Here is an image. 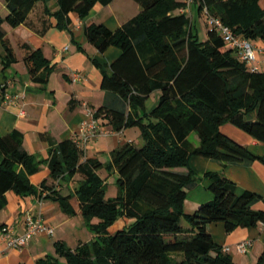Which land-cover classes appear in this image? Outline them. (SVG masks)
Returning <instances> with one entry per match:
<instances>
[{
	"label": "trees",
	"instance_id": "trees-1",
	"mask_svg": "<svg viewBox=\"0 0 264 264\" xmlns=\"http://www.w3.org/2000/svg\"><path fill=\"white\" fill-rule=\"evenodd\" d=\"M49 0H4L8 14L0 15V53L3 73L16 62L5 40L3 23L15 28L26 25L43 36L53 26L65 30L70 13L85 18L96 4L113 0H57L56 11ZM139 5L137 16L111 31L102 24L86 27L87 41L99 52L109 47L120 51L111 64V75H104L101 88L123 101V110L102 107L95 118L108 117L120 132L138 128L142 145L126 143L111 153V161L84 158L72 140L55 143L48 139L47 157L37 160L23 147V134L12 130L0 137V210L6 194L20 197L38 194L30 182L42 165L50 172L39 188L40 196L57 202L61 211L74 216L72 198L79 202L85 226L93 234L89 242L70 249L55 243V257L47 256L35 264H237L222 252L209 234L210 224H223L227 234L238 228L264 224V211L253 204L264 198L244 191L237 195L233 182L217 173L210 180L213 199L192 213L183 209L187 190L196 178L189 168L192 157L210 159L226 167L258 161L264 157L225 136L220 128L231 124L264 145V73L250 72L228 49L218 34L208 29L207 40L200 41L187 14H174L185 6L176 0H133ZM260 0H194L198 12L207 10L231 31L250 41L264 40V11ZM38 2L44 3L39 27L29 14ZM24 62L33 83L45 87L52 71L40 50L23 44ZM6 85L0 84V105ZM159 91L157 106L145 113V101ZM196 134L199 143L189 140ZM102 169L117 174V195L107 197L106 184L98 175ZM78 175L74 194L61 195L58 182ZM127 224L110 233L118 220ZM97 221L94 223V221ZM184 221L188 227L182 226ZM3 226H0V228ZM61 260L63 262L61 263ZM255 264H264V251Z\"/></svg>",
	"mask_w": 264,
	"mask_h": 264
},
{
	"label": "crops",
	"instance_id": "crops-1",
	"mask_svg": "<svg viewBox=\"0 0 264 264\" xmlns=\"http://www.w3.org/2000/svg\"><path fill=\"white\" fill-rule=\"evenodd\" d=\"M56 1L49 0L46 4L53 12L57 8ZM259 5L264 11V0H260ZM43 8L44 3L38 2L29 14L28 20L36 27H39L42 20ZM139 12V5L133 0H113L106 6L96 4L83 19L75 13H70V24L65 30L55 28L56 21L51 19L53 26L43 36L37 35L23 24L12 28L7 23H3L5 40L11 46L16 62L0 74V84L6 85L5 93L17 96V99L12 104L0 105V137L12 130H18L23 134L25 151L37 160H44L49 147L48 139L55 143L68 139L74 142L80 140L78 130L87 120V109L94 112L102 107L123 110V101L116 94L101 88L103 76L111 75V64L120 56V51L115 47H109L105 52H99L87 41L85 29L91 24H102L109 30L116 31ZM179 13L180 10L174 12V14ZM7 14L4 0H0V15L6 17ZM190 18L191 28L198 36L197 24L203 27L206 25L205 37L202 40L206 41L209 26L204 13L198 12L196 4L190 7ZM253 43L258 50L256 57L259 72L264 73V40L253 41ZM23 44L29 45L34 50H40L44 58L49 61L52 71L45 87L31 80L24 62L26 52L22 48ZM0 53H3L2 46H0ZM2 67L0 61V72ZM72 73L80 74L82 79L73 82ZM160 94L159 91H155L146 99V114L157 106ZM97 119L99 129L86 142V158L97 159L103 164H108L114 150L128 142L134 145L138 139H141L138 128H128L117 132L108 117L101 116ZM220 130L252 154L264 157V145L243 131L231 124L222 125ZM189 140L194 146L199 143L194 133L189 135ZM141 145L140 143L138 147ZM189 170L192 171L196 180L187 190L183 203V209L187 213L196 211L201 204L213 199L209 190L210 180L205 177L208 173H217L233 182L237 195L249 191L264 198V165L258 161L223 167L221 163L210 159L192 157L189 168H178L175 172L186 174ZM49 175L47 167L42 165L36 174L30 176L31 184L38 189L37 195L20 197L13 192L6 194L7 203L0 210V226H10L15 235H21L25 230L27 218L32 216L35 219L40 218L44 224L52 227L53 234H38L21 250L7 248L0 235V264H35L39 259L56 256L55 243L62 242L70 249H74L81 242L85 243L93 239V234L84 224L76 198L70 201L75 215L68 216L61 211L57 202L44 199L47 192H43L40 196L39 185L47 180ZM98 175L106 184L107 195V187L115 184L117 174L113 169L109 171L102 169ZM79 182L78 175L70 179L65 178L58 182L56 190L63 196L73 195ZM116 195L117 189L111 197ZM253 209L264 211V202H256L253 204ZM120 221L121 224H127L125 219ZM96 222L95 220L94 223ZM207 230L218 246L230 248L229 255L237 264H255L264 251V225L262 224L252 228H238L230 234L224 231L221 223L210 224ZM81 234L86 235L88 241L80 239ZM246 240L252 241V246L244 255H241L237 252L236 246Z\"/></svg>",
	"mask_w": 264,
	"mask_h": 264
},
{
	"label": "built area",
	"instance_id": "built-area-1",
	"mask_svg": "<svg viewBox=\"0 0 264 264\" xmlns=\"http://www.w3.org/2000/svg\"><path fill=\"white\" fill-rule=\"evenodd\" d=\"M184 3L185 6L180 9V13L190 16V7L194 3V0H184ZM203 11L209 29L214 30L223 40L225 46L234 51L237 60L244 64L250 72H259L260 68L256 57V52L258 50L254 43L242 36L234 34L230 28L221 22L220 19L210 17L207 14L206 8H204ZM71 79L73 82H76L81 80L82 76L77 73H72ZM16 99L17 96H10L7 93H4L2 103L12 104ZM94 113V111L87 109V120L81 124L78 130L80 140L75 141L78 149L83 153L84 158L87 140L90 137H93L99 129L98 119L95 118ZM42 233L52 235L53 228L44 224L40 218L35 219L32 216L27 218L25 230L21 235H15L13 228L10 226H3L0 228V235L5 241L7 248L16 250L25 248L31 239ZM251 246L252 241L246 240L237 244L236 249L239 254L244 255ZM222 252L229 254L230 248L227 246L222 247Z\"/></svg>",
	"mask_w": 264,
	"mask_h": 264
},
{
	"label": "rangeland",
	"instance_id": "rangeland-1",
	"mask_svg": "<svg viewBox=\"0 0 264 264\" xmlns=\"http://www.w3.org/2000/svg\"><path fill=\"white\" fill-rule=\"evenodd\" d=\"M206 26V25H205ZM205 26L203 27V26H201L200 24H197V30H198V32H199V40H203L204 39V37H205ZM140 143L142 144V141H141V139H138V141L137 142H135V146H139L140 145ZM116 193V186H115V184H110L108 187H107V196L108 197H111V196H113L114 194ZM181 224H182V226H184V227H188V224L186 223V222H184V221H182L181 222ZM125 225L124 224H121V221L120 220H118L114 225H112L110 228H109V231H110V233H115L116 231H118L119 229H121V228H123ZM86 232H88V231H86ZM87 234H90V233H87ZM81 238L80 239H82L83 241H88V237L86 236V235H82L81 234V236H80ZM93 238V237H92Z\"/></svg>",
	"mask_w": 264,
	"mask_h": 264
}]
</instances>
